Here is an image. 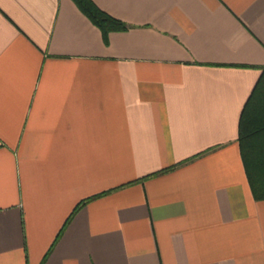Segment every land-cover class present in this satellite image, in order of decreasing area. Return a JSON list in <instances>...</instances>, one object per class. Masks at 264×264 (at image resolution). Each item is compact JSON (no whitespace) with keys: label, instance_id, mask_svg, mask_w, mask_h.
I'll return each mask as SVG.
<instances>
[{"label":"crops","instance_id":"0c3cea01","mask_svg":"<svg viewBox=\"0 0 264 264\" xmlns=\"http://www.w3.org/2000/svg\"><path fill=\"white\" fill-rule=\"evenodd\" d=\"M92 1L0 0V264H264V0Z\"/></svg>","mask_w":264,"mask_h":264},{"label":"trees","instance_id":"16d2710c","mask_svg":"<svg viewBox=\"0 0 264 264\" xmlns=\"http://www.w3.org/2000/svg\"><path fill=\"white\" fill-rule=\"evenodd\" d=\"M102 32L104 40L113 30L127 25L99 8L92 0H73ZM238 142L253 197L264 200V67L240 115Z\"/></svg>","mask_w":264,"mask_h":264}]
</instances>
